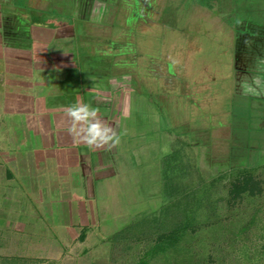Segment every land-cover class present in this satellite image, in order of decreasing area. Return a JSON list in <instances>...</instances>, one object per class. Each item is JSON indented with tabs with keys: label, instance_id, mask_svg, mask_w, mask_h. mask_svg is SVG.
<instances>
[{
	"label": "rangeland",
	"instance_id": "obj_1",
	"mask_svg": "<svg viewBox=\"0 0 264 264\" xmlns=\"http://www.w3.org/2000/svg\"><path fill=\"white\" fill-rule=\"evenodd\" d=\"M25 1L20 0L17 3L20 14L23 6L25 7L22 12L24 16L37 14L43 16L46 21L51 22L52 20L55 22L54 24L65 22L67 26L72 25V21L75 22L76 49H79L82 55L91 53L90 58L92 57L90 73L93 78L83 87L85 103L87 105L92 103L91 106L95 104L91 111L98 109L100 103L97 104V102L100 99H104L106 102L108 96H113V87L105 91L100 86V83L109 86L111 77H114L115 81H124L126 88H133L134 91L140 89L142 97H147L146 93L148 94L149 90L154 92L148 96L151 99L150 104H144L140 112L139 108L136 109L135 106L130 107L129 111L128 107H125L123 111L124 114L126 112L139 113L141 115L140 122H145L154 131L156 130L155 133H163L165 136L164 141L160 140V143L157 140V144L145 145L142 148L131 147L125 153L122 152V156H124L123 169L130 177V182L134 180L133 186L139 192L134 196L137 202H133L132 206H129V213L130 217H136L133 221L134 225L139 221L143 223L142 226H138L142 231L141 234L138 232L141 236H144L143 232L146 233L147 230L152 231L158 228V222H161L163 229L159 230L161 233L171 226L172 216L166 215L170 210L172 214L175 211L177 213L174 214L175 221L173 220V222L179 223L182 220V223H185L186 218H179L181 210L178 211L175 207L178 209V202L186 190L188 192L187 200L180 202L184 207L182 209L183 216L187 215L185 210L187 204L196 206V197L189 196V190L195 189L198 184L197 173L200 170L196 172L198 161L193 160V153L197 151L192 143H194V138L199 140L196 134L200 130H194L192 126L196 127L197 122L202 123L204 115L211 114L214 107L220 108L218 99L222 96L221 92L232 93L229 94L232 97L231 103L234 104L237 113L243 114V119L246 122L244 123L245 127H241L243 133H250L249 138L252 141H258L259 138L260 148L258 151H264V136L260 138V133L264 131V62H259L264 60V0H233L232 7H229L233 11L225 18L224 16L220 18L218 12L220 0H159L158 3L152 2L147 5H143L140 0H57L58 3L51 0L55 4L54 10L50 8V0H45L41 3V7L44 9L41 11H35ZM133 4L136 6V12L134 15H128L127 12L134 8ZM145 7H147L146 11H144ZM168 7L172 9V12L167 10ZM138 9H142L143 12L139 13ZM155 17L164 18L176 25L166 27L162 21L156 22L157 18ZM137 18H141V22ZM20 21H25V18ZM96 21H99L100 24ZM127 28L129 31L126 30ZM100 33L107 34L105 35L108 36L105 38L107 42L92 40ZM24 38H26L24 49L27 53L23 55L22 59L34 62L36 56L43 57L42 52H40L41 55L36 53L43 48V45L41 46L34 40L32 42L30 37ZM138 48H142L143 52L140 64L143 66H138L139 72H143V74H139L138 77L136 72L138 67L136 66L137 68L131 71L129 68L131 64L129 67H124V75L117 69L111 73V57L117 53L116 51L125 57H132ZM154 64H156L155 69L159 70L158 75L151 67ZM33 65L30 68L32 71ZM165 66L170 73L168 80L174 83L178 82V84L164 81L165 72L161 68ZM146 69H150V73H147ZM98 76L99 79L96 78ZM257 77L262 79V83L256 81ZM183 81L190 86L189 89L186 90L187 92L184 90L176 92L178 85H184ZM24 82L17 86L20 88L23 85L20 96L31 100L28 95L34 96L31 93L34 91L36 82L33 81L32 75L30 82L26 83L25 79ZM233 82H235V90L230 91L228 84L233 85ZM74 87L77 85L75 84ZM158 87L160 91H151ZM4 90L6 91V89ZM167 90L172 93V98H169L170 95H166ZM194 93L195 95H193ZM202 94L204 95L201 96ZM207 94H209L208 97ZM202 97L204 101H202ZM192 98H196L195 101L197 98H201L202 105L191 103ZM242 99L248 103L245 104ZM179 103L182 104V109L177 106L175 108L174 104ZM256 103L259 110L255 108L252 111ZM129 113L120 116L119 126H127L125 121ZM252 115H254L253 118ZM188 117L194 119L191 121ZM173 118H176L177 122H174ZM88 119L92 122L94 117ZM133 121L129 120L128 122L133 123ZM205 123L207 124L204 125L205 127H211L210 120ZM144 126L141 125L139 132L150 133L151 128L146 131L142 129ZM129 132H132L131 129ZM212 134L220 135L223 139L227 133ZM239 143L236 136H232L231 141L220 149L222 148L221 150L226 154L227 151L241 154V151L243 152L247 146L242 140ZM254 151L257 152L256 149ZM234 157L232 158L234 159ZM234 162L235 160L232 167ZM228 165L230 167L228 169H232L231 165ZM222 167L223 165H220V168L217 167V169L221 171ZM215 168L202 170L205 180L215 173ZM228 169L225 168V170ZM188 179L189 183L186 186V183L183 182H188ZM121 192L123 194L122 190ZM194 194H197V189ZM220 194L223 192L221 191ZM127 195L130 196V192ZM120 203L121 201L117 204L118 208L121 206ZM163 203L168 206L162 207L163 210L160 212L159 206H162ZM243 207L245 221L249 217L250 208L246 204H243ZM115 208L116 206L112 203L110 205L111 214L104 216L113 218L118 215L119 212ZM219 211L218 216L211 219L212 225L217 228L215 232L212 227L203 228L202 233L200 232L202 238L197 236L196 241L193 238L191 242H188L187 247L191 246L188 253L179 248L181 251L178 250L174 258L169 260L175 264L177 261L182 264H264V212L258 215L256 223L247 228L242 236H236L233 234V230H236L242 221L235 224L230 221L231 218H227L225 209L220 208ZM148 214L150 215L147 216ZM224 218L228 219L225 220L224 225L220 224L224 230L219 229L218 223ZM229 221L232 225L227 224ZM135 227L133 226L130 230L128 227L126 229L124 227L114 228L112 240L119 243L116 242L113 246L101 245L106 247L103 252L105 257L94 254L91 263L140 264L141 260H147L148 264H168L164 259L169 255L168 253L164 256L157 254L152 257H147L145 253L154 244L153 239L160 232L153 233V237L145 236L139 240L136 237L137 233H134L135 230L138 231ZM220 232L221 234L218 235ZM71 253L72 258H63L64 260H60L62 262L60 263L88 264L90 262V258L85 257V252L82 250L72 249Z\"/></svg>",
	"mask_w": 264,
	"mask_h": 264
},
{
	"label": "crops",
	"instance_id": "obj_2",
	"mask_svg": "<svg viewBox=\"0 0 264 264\" xmlns=\"http://www.w3.org/2000/svg\"><path fill=\"white\" fill-rule=\"evenodd\" d=\"M18 1L0 0V12L18 21L20 27L14 35V43L8 47L0 35V264H61L63 258H72V249L84 251L85 257L90 258L88 264H92V255L105 257L103 252L106 247L101 245L113 246L117 242L112 240L114 228L126 229L136 218L130 217L129 206L137 202L134 196L139 192L133 186L134 180L130 182V177L123 169V153L131 147L151 146L157 144V140L160 143V140L165 139L163 133H155L156 130L151 126L140 122L139 113L126 112L129 114L125 123L129 127L119 126L125 107L129 111L130 107L135 106L140 112L144 104H150L148 96L154 92L148 89V96L142 97L140 89L134 91L133 88H126L124 81H115L114 77L110 78L109 86L100 83L101 89L107 91L113 87L114 93L107 97L106 102L104 99L97 102L100 105L94 110L92 122H99L102 136L111 139L103 141L97 137L96 142L89 144L85 139L89 135L87 123L75 121L68 115V109L87 105L83 87L93 78L90 73L91 53L82 55L76 49L74 21L67 26L65 22L54 24L51 20V23L37 14L24 16V4L20 14ZM44 1L26 0L25 3L35 11H41L44 10L41 7ZM49 4L54 10L55 4ZM127 14L130 15V12ZM23 18L25 21H20ZM137 20L141 22V18ZM126 30L129 31L128 28ZM105 35L100 33L92 40L104 42L108 37ZM24 37H30L32 42L34 40L43 45V48L36 51L40 55L42 52L43 57L36 56L34 62L22 59L27 53ZM116 52L111 57V73L117 69L124 75V67L130 64L131 71L143 66L140 65L142 48H138L132 57ZM32 64L33 71L30 69ZM155 65L151 67L158 75L159 70L155 69ZM161 69L165 72L164 81L178 84L168 80L170 73L167 66ZM146 71L150 73V69ZM136 72L138 77L143 74L139 72V67ZM31 75L36 82L31 93L35 99L33 95H28L31 98L28 100L20 96L23 85L20 88L17 86L24 79L26 83L30 82ZM96 78L99 79V76ZM256 81L262 83L259 77ZM75 84L77 87H74ZM183 84L176 87V92H187L190 86L185 81ZM234 87L235 82L233 85L228 84L230 91H234ZM154 90L160 91L159 87L151 91ZM167 91L166 95L172 98L170 90ZM230 93L221 92L222 96L218 99L220 108L214 107L211 114L204 115L202 123L197 122L196 127L192 126L194 130H200L196 134L199 140L194 138L192 143L197 151L193 153V160L198 161L196 168H215V165L208 164L211 160L225 165L221 161H226L230 152L226 154L220 147L226 146L232 136L237 139V136L250 135L241 129L246 122L243 114L237 113L231 103ZM58 95L60 97L57 98ZM195 99L192 98L190 102L202 105L201 98H197V101ZM244 103L248 102L244 100ZM91 105L88 104L90 110L95 104ZM174 105L182 109V104ZM257 106L256 103L252 111L255 108L259 110ZM188 118L191 121L194 119ZM173 119L177 122L176 118ZM129 120L134 121L129 123ZM207 120L212 122L211 127L204 126ZM141 125H145L142 129L147 131L151 128L152 131L139 132ZM104 128L110 131H104ZM212 133L227 134L221 139L220 135ZM262 136L264 131L260 133V138ZM258 141L250 140L251 148L259 146ZM119 201L121 206L118 208ZM112 203L119 214L109 218L104 215L111 214Z\"/></svg>",
	"mask_w": 264,
	"mask_h": 264
},
{
	"label": "trees",
	"instance_id": "obj_3",
	"mask_svg": "<svg viewBox=\"0 0 264 264\" xmlns=\"http://www.w3.org/2000/svg\"><path fill=\"white\" fill-rule=\"evenodd\" d=\"M157 1L159 2V0H147L146 5ZM140 2H142L143 4L145 0H140ZM232 2L233 0H220V4H218V12L220 14V18H223V16L224 18L227 17L226 15L230 14L233 11V9H229V7H232ZM134 3L136 2L134 1ZM147 7L144 9V11H146ZM133 9L134 12L130 13V15L135 14L136 12L135 5ZM167 10L168 11L170 10L172 12V9L169 7L167 8ZM139 11L140 10L138 9V12ZM160 21H162V24L166 27L167 26L172 27L176 25L170 23L169 20L167 21L164 18L158 17L156 22L160 23ZM165 21L167 22L165 23ZM244 135L246 136L247 134ZM243 136H239V137L237 136L238 143L242 140L245 142V145L247 146L243 152L241 151V154H233V153H230V155L228 154L227 155L228 159L226 158L225 159L226 161L224 162L225 165L216 162L214 160L208 162V164L210 163L211 166L212 164L215 165L213 167L216 168L214 171L215 173H213L211 176H208L207 180H205L202 170H207L208 167L205 166L203 169L199 167L196 170V172L200 170V172L197 173V182H198L197 187H195V189L189 190V196H193L192 198L196 197V206L193 207L187 204L188 210L185 207V210L187 211V215L183 216L182 209L184 207L180 204V202L187 200L186 197L188 196V192L186 190L184 193H182L181 196L182 199H180L178 202L177 205L178 209L177 207H175L176 210L178 211L181 210L179 218H186L185 223L184 222L182 223V220L179 223L177 221L173 222L174 217L177 213L175 211L176 214L174 213L175 214L174 215L171 213L170 210L169 213L167 214L165 213V214L166 215L170 214L169 216H172V224L171 226H168L167 229L164 230L162 233L159 231L160 229H162L161 222H158V226H157L158 228H156L155 230L152 231L147 230L146 233L143 232L144 236L140 235L141 234L140 232L142 231H140L141 228H138V226L143 225V223H140V221L136 222L135 223L136 225L132 223L130 226H128L129 230L130 228H133V226L137 227L135 228L138 231L135 230L134 233H137L136 237L139 240L145 236L151 235L153 237L152 235L153 233L160 232V234H158V236L153 239L154 244H152L149 247V249H147V251L145 252L147 254V257H152L153 255L156 256L157 254H161L162 256H164V254L166 255L168 253L169 255L164 259L167 260L168 264H175L173 263V261H170L169 259L172 257L174 258L178 250L179 252L181 251L179 248H182L183 252L188 253L189 248L191 247L190 245H189L190 247H187L188 242H191L193 238L196 241L197 236H200V238H202L200 232L202 233L203 228L212 227L214 232L216 231L217 228L214 227V225H212L213 222L211 219L218 216V213L220 212L219 211L220 208L225 209L227 218L228 219L231 218L230 221H232L233 223L237 224L240 221H242L239 223L241 225L240 226L238 225L236 227V230L235 229L233 230V234L236 236L237 235L242 236L247 231V228H250L252 225L256 223L257 219L259 218L258 215L261 212L262 213L264 212V151L261 152L258 151V149L260 148L259 146L255 148H251L250 138H249L250 136L249 135H247L246 137ZM255 149L257 150L256 153L254 151ZM233 156H235L234 159L232 158ZM234 160H235L234 166L232 167ZM228 164L231 165L232 169H228L229 167ZM220 165H223L222 168L224 171L223 170L220 171L217 169V167L220 168ZM224 167L228 170H225ZM187 181L188 182H183L184 184L186 183V186H188L189 179ZM196 189H197V194H194ZM220 189L223 192V194H220L221 191H218ZM243 204H246L248 208H250V210L248 211L249 217L245 221L243 217V215L245 214L243 209L244 208ZM166 206H168V204L166 205V203H163L162 207L164 208ZM163 208H160L159 211L161 212ZM155 213H159V212H155ZM149 215L150 214H148L147 216ZM228 219L224 218L221 222L219 221L218 228L224 230V228L221 227L220 224L222 223L221 225H224V223H226L225 220ZM230 221L229 223H227L228 225L231 224ZM138 232L140 234H138ZM220 234L221 232L218 235ZM191 235L192 236L195 235V236L190 237ZM177 263L182 264L179 261H177ZM140 264H148V261L141 260Z\"/></svg>",
	"mask_w": 264,
	"mask_h": 264
},
{
	"label": "clouds",
	"instance_id": "obj_4",
	"mask_svg": "<svg viewBox=\"0 0 264 264\" xmlns=\"http://www.w3.org/2000/svg\"><path fill=\"white\" fill-rule=\"evenodd\" d=\"M68 115L75 121H84L87 123V131L89 135L85 137L89 144H93L97 141V137H101L103 141L111 139V137H104L101 133V125L99 122H91L88 118L94 117L95 112L91 111L88 105H80L78 107H71L68 109ZM104 131H110L109 128H104Z\"/></svg>",
	"mask_w": 264,
	"mask_h": 264
},
{
	"label": "flooded vegetation",
	"instance_id": "obj_5",
	"mask_svg": "<svg viewBox=\"0 0 264 264\" xmlns=\"http://www.w3.org/2000/svg\"><path fill=\"white\" fill-rule=\"evenodd\" d=\"M146 2L147 0L143 2V5H146ZM133 10L130 11V13H132ZM139 12H143L142 9ZM17 23L18 21H15L14 19L12 20L9 15H4L0 12V35L4 41V44H6L5 45L6 47H8L12 42L14 43V39H15L14 35L17 32V28L18 29L20 28L19 24ZM20 34L21 32H19L18 35Z\"/></svg>",
	"mask_w": 264,
	"mask_h": 264
}]
</instances>
